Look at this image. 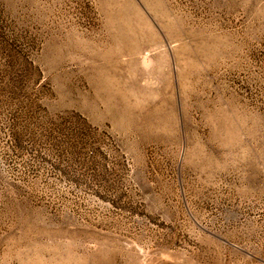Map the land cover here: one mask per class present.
<instances>
[{
    "label": "rangeland",
    "instance_id": "obj_1",
    "mask_svg": "<svg viewBox=\"0 0 264 264\" xmlns=\"http://www.w3.org/2000/svg\"><path fill=\"white\" fill-rule=\"evenodd\" d=\"M0 264H264V0H0Z\"/></svg>",
    "mask_w": 264,
    "mask_h": 264
}]
</instances>
